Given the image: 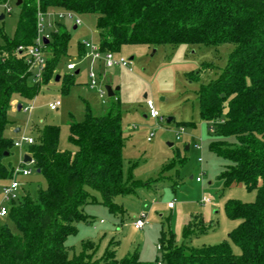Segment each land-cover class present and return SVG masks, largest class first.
I'll return each instance as SVG.
<instances>
[{
  "label": "trees",
  "instance_id": "obj_1",
  "mask_svg": "<svg viewBox=\"0 0 264 264\" xmlns=\"http://www.w3.org/2000/svg\"><path fill=\"white\" fill-rule=\"evenodd\" d=\"M37 2L21 0L15 33L3 34L0 43V181L10 180L14 171L9 160L14 141L3 132L12 94L33 96L40 83L56 75L58 62L68 52L69 30L55 20L44 46L47 58L41 80L28 82L32 72L18 47L33 45L38 35ZM39 4L42 12L63 9L94 14L102 51L115 53L126 44L232 43L216 78L204 83L200 72H192L189 79L200 82L199 116L219 137L210 150L229 161L220 173L224 185L242 183L255 189L257 196L254 202L231 201L226 206L228 216L240 220L229 234L240 254L228 240L191 245L192 236L208 228L192 219L182 229L181 243L173 234H162V254L154 262L141 260L137 253L117 258L110 247L98 256L90 240L70 255L65 239L76 231L77 222L89 221L84 205L99 202L115 211L117 196L134 193L145 184L134 179L131 170L124 173L121 104L114 98L105 112L97 114L87 106L83 120L69 122L74 151L59 146V125L32 126L38 135L27 154L47 185L35 195L24 189L10 201L8 216L17 232L0 224V264H156L160 260L164 264H264V0H39ZM78 50L83 56L81 43ZM206 67L213 63L202 66ZM73 83L74 76L67 75L64 89Z\"/></svg>",
  "mask_w": 264,
  "mask_h": 264
},
{
  "label": "rangeland",
  "instance_id": "obj_2",
  "mask_svg": "<svg viewBox=\"0 0 264 264\" xmlns=\"http://www.w3.org/2000/svg\"><path fill=\"white\" fill-rule=\"evenodd\" d=\"M9 6L11 11L5 12V7L0 5V13L5 15L0 20V43L3 34L14 35L19 19L20 8L16 0L10 1ZM77 16L81 20L77 28L73 27L74 18H57L69 30L67 55L58 62L56 75L47 83H40L33 96L12 94L3 132L16 141L22 135L36 138L38 133L32 128L34 124L59 125V146L74 151L76 147L69 141V122L83 120L87 106L101 114L114 98H118L124 136V173L127 175L131 170L133 178L145 184L137 186L134 193L117 196L114 202L119 208L115 211L99 202L84 205L89 221L77 222L76 231L66 237L65 244L70 255L79 253L82 242L90 240L95 242L98 256L110 247L115 250L117 258L137 253L141 260L154 262L162 254L158 249L162 234H173L178 243L182 242L183 208L190 219L208 227L205 232L192 236L191 245L202 246L228 240L233 251L240 254V248L229 235L240 220L228 216L226 206L231 201L254 202L257 191L247 189L242 183L224 185L220 173L229 161L210 150V144L219 137L207 122L201 120L196 95L200 82L207 83L217 77L234 45L126 44L115 54L128 61L129 66L105 68L101 61L80 56L78 50L79 43L83 41L100 45L96 16ZM46 25L48 33L51 27ZM44 55L47 58V54ZM130 57L133 58L130 60ZM69 62H75L76 69L67 70ZM207 63H213V67L203 69L202 66ZM77 70L79 73H76ZM91 70L97 78L95 87L89 86L88 73ZM192 72H200V82L190 81ZM67 75L74 76V83L66 90L64 82ZM34 77L33 71L28 78L30 84L38 82ZM106 85L119 89L114 96L105 93L101 98L99 91L105 90ZM147 100L153 101L162 118L149 117ZM55 101L60 104L56 110H51L49 105ZM16 128H19L17 133L14 132ZM28 147L27 143L13 145L9 160L14 169H30L28 175L19 171L13 178L21 184L22 190L35 195L39 187L45 188L47 184L31 164L19 166ZM199 172L201 182L196 180ZM8 180L0 181V205L7 209V214L0 216V224L6 223L16 233L17 228L8 216L10 201L5 200L1 193L2 185ZM91 194L100 198L99 193L93 190ZM204 197L212 202L209 210L199 207ZM171 199H174L175 207L170 208L168 202ZM141 214H144L147 224L137 229L133 222Z\"/></svg>",
  "mask_w": 264,
  "mask_h": 264
},
{
  "label": "built area",
  "instance_id": "obj_3",
  "mask_svg": "<svg viewBox=\"0 0 264 264\" xmlns=\"http://www.w3.org/2000/svg\"><path fill=\"white\" fill-rule=\"evenodd\" d=\"M12 0H5L4 2L0 3V5L5 7V12H10L11 11V7L9 6V2ZM38 5V35L35 39V42L33 45L29 46V47H23V46H19L18 49L19 51H23L24 53V59L26 61V63L29 66V71L31 72H35V81H40L41 80V76H42V71L43 68L45 66L46 63V57L44 55L45 51H44V46H45V42L44 39H48L49 38V32L46 33V29H45V24H47V27H53L54 26V21L60 18H64V17H71L74 18V24L76 26H79L81 23L80 18L77 16V14H75L72 11H68L66 10L65 12H59L58 10H54V11H48V12H42L40 11L39 8V0L37 2ZM1 14V13H0ZM51 16L53 17L52 19H55L54 21H48L47 17ZM85 49V53L83 55V57H90L92 59V61H101L103 63V66L105 68H110L113 67L114 65H120L123 67H127L129 66L128 61H126L123 57L117 56L114 52L112 51H102L100 48V45H97L95 43H92L91 41H83L81 43ZM77 64L75 62H69L66 66L67 70L72 71L74 69H76ZM89 78H90V83L89 86L91 87H95L97 86V78H96V74L93 70H91L89 73ZM106 93V90H100L99 91V96L102 98L104 96V94ZM60 102L59 101H55L53 103H51L49 105V108L51 110H56L59 106ZM146 106L148 109V115L151 118H162L159 114V111L156 109L154 103L152 100H147L146 101ZM211 130H213L212 127H210ZM181 131H183V128H181ZM180 133L178 134L177 138H179ZM150 139V138H148ZM23 143H27V144H31L33 143V138L28 136H21L19 139H17L16 141H14V145L15 146H21ZM30 156V155H29ZM23 161H21V163L19 164V166L22 165V163L25 164H31L33 166L34 164V158H32L30 156V160L24 162V157L22 159ZM199 160L201 161V158H199ZM24 164V165H25ZM22 165V166H24ZM21 166V167H22ZM21 171L23 175H28L30 173V169H14L13 171V176L15 173ZM204 174V173H203ZM12 178L4 183L2 185V196L5 200L11 201V200H16L17 198H19V196L21 195L22 189H21V184L15 179ZM201 175L197 177V181L201 180ZM210 199L204 197L202 198V202L203 203H207L209 202ZM171 206H173V202L170 203ZM7 214V209L4 205H0V216H5ZM147 224V221L144 219V214H141L134 222L133 225L135 228L137 229H142L144 228V226ZM158 249L160 250V245L158 246ZM156 264H161L160 261H158V263Z\"/></svg>",
  "mask_w": 264,
  "mask_h": 264
},
{
  "label": "crops",
  "instance_id": "obj_4",
  "mask_svg": "<svg viewBox=\"0 0 264 264\" xmlns=\"http://www.w3.org/2000/svg\"><path fill=\"white\" fill-rule=\"evenodd\" d=\"M52 18H53V17L49 16V17H47V20L50 19V20L54 21L55 19H52ZM73 27L77 28L78 26H76V25L74 24ZM84 51H85V49H84ZM84 53H85V52H84ZM83 55H84V54H83ZM76 67H77V66H76ZM77 71L79 72V70H77ZM118 89H119V88H117V87H116L115 89H113V90H114V95L116 94V91H117ZM17 129H18V131H17ZM14 132H15V133L19 132V128H16V129L14 130ZM188 147H189V146L187 145L186 148H188ZM202 167H203V166H201V168H202ZM202 171H203V168H202ZM200 173H201V172H199V173L197 174V176H196V180H197V177L200 176ZM204 173H205V172H204ZM201 181H202V177H201V180H200L199 182H201ZM171 202H173V206L175 207L174 199L169 200V202H168V207H170V208L173 207V206L170 205ZM211 203H212V202H210V201L207 202V203H203V202H202V199H201V201L199 202V207H200V208H203L204 210H209V207L211 206ZM182 211H183V212H181V217H182V218H181V221H182V222H181V225L184 227V226H185L186 224H188L193 218H192V219L189 218V215L185 212V209H184V208L182 209ZM188 219H189V220H188ZM182 229H183V228H182ZM167 236H169V235H167ZM181 236H182V231H181ZM182 240H183V238H182Z\"/></svg>",
  "mask_w": 264,
  "mask_h": 264
},
{
  "label": "water",
  "instance_id": "obj_5",
  "mask_svg": "<svg viewBox=\"0 0 264 264\" xmlns=\"http://www.w3.org/2000/svg\"><path fill=\"white\" fill-rule=\"evenodd\" d=\"M21 3V0H17L16 1V5H19ZM4 18V15L3 14H0V20H2ZM75 28V27H74ZM44 42L47 43L48 42V39H44ZM133 57H130L129 59L131 60ZM76 73H78V71H76ZM58 76L56 77V80H58ZM118 88V87H117ZM105 90H106V93L108 94V96H114V90L113 88L110 86V85H106L105 86ZM18 108L20 109L21 106L18 105ZM171 119L169 118L168 121H170ZM18 131V129H17ZM30 160V156L28 154L24 155V162L26 161H29Z\"/></svg>",
  "mask_w": 264,
  "mask_h": 264
}]
</instances>
